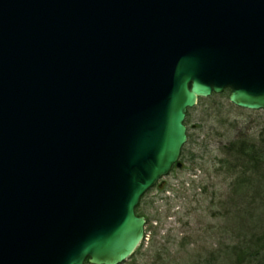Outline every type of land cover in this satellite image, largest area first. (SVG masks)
Wrapping results in <instances>:
<instances>
[{
	"label": "water",
	"instance_id": "water-1",
	"mask_svg": "<svg viewBox=\"0 0 264 264\" xmlns=\"http://www.w3.org/2000/svg\"><path fill=\"white\" fill-rule=\"evenodd\" d=\"M264 112V0H0V264H122L199 98Z\"/></svg>",
	"mask_w": 264,
	"mask_h": 264
},
{
	"label": "rangeland",
	"instance_id": "rangeland-1",
	"mask_svg": "<svg viewBox=\"0 0 264 264\" xmlns=\"http://www.w3.org/2000/svg\"><path fill=\"white\" fill-rule=\"evenodd\" d=\"M228 95H213L188 110L182 168L140 199L136 213L146 219L145 236L124 264H257L233 251L244 247L263 223L264 184H253L234 200L232 178L222 164L230 142L264 132V113L236 108ZM263 245L257 253L264 264Z\"/></svg>",
	"mask_w": 264,
	"mask_h": 264
},
{
	"label": "trees",
	"instance_id": "trees-1",
	"mask_svg": "<svg viewBox=\"0 0 264 264\" xmlns=\"http://www.w3.org/2000/svg\"><path fill=\"white\" fill-rule=\"evenodd\" d=\"M201 102L203 99H200L198 104ZM224 155L225 163L223 162L222 166L225 168L227 176L232 178L229 187L234 194V200L236 197H243L248 192L247 190L253 188V184L256 183L259 187L264 184V132L253 139L230 142L225 147ZM230 196L232 201L231 193ZM258 225L259 228L253 231L258 232L251 236L252 238L245 243L244 247L234 249L233 253L238 254L239 252L240 256L238 255V257L240 259L244 257L248 259L249 257L251 261L254 260L257 264H263L259 261L262 256L257 252L263 249L261 245L264 242V220ZM260 228H262L261 231H259Z\"/></svg>",
	"mask_w": 264,
	"mask_h": 264
},
{
	"label": "flooded vegetation",
	"instance_id": "flooded-vegetation-1",
	"mask_svg": "<svg viewBox=\"0 0 264 264\" xmlns=\"http://www.w3.org/2000/svg\"><path fill=\"white\" fill-rule=\"evenodd\" d=\"M174 170V169H173Z\"/></svg>",
	"mask_w": 264,
	"mask_h": 264
}]
</instances>
